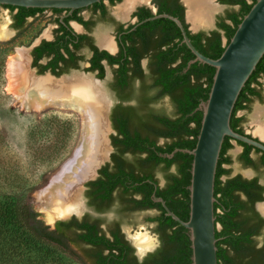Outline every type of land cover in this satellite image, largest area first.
<instances>
[{
  "label": "trees",
  "instance_id": "obj_1",
  "mask_svg": "<svg viewBox=\"0 0 264 264\" xmlns=\"http://www.w3.org/2000/svg\"><path fill=\"white\" fill-rule=\"evenodd\" d=\"M111 1L115 3L121 0ZM250 1L251 3L248 0H220L224 5L238 6V10H228L226 16H220L217 29L210 33L204 31L192 33L189 30L185 19L186 9L181 0H154V3L158 9L157 14H169L182 21L188 37L200 53L206 57L218 59L226 48L223 39L226 38L227 43H230L239 24L257 2V0ZM94 6L104 10L102 3ZM7 8L12 11L15 9L27 12L42 11L13 6H7ZM55 11L62 12V10ZM139 15L140 22L155 16L147 8L140 9ZM77 19L83 22L81 18L77 17ZM20 22L23 23L22 20ZM131 36H137V39H131V45L126 44L127 55L132 56V60L121 61L106 55L113 63L119 65L117 76L120 79L118 86L115 87L121 104L114 108L112 115L114 128L117 131L116 135L111 136L116 150L112 155V172L124 176L129 174L127 180L130 184L124 182L126 192L133 190L144 193V201L136 202L138 209L158 206L162 209V205L153 203L154 188L150 185V181L155 177V171L162 168L166 173L168 186L164 191L156 192V195L163 198L169 209L178 217L188 221L190 191L185 187L191 184L193 157L185 153H176L173 159H168L162 155L171 154L176 149L193 150L196 147L203 119V113L197 109L209 98L215 69L195 63L185 72L189 62L195 56L186 45L182 44L183 37L180 29L168 19H158L140 25ZM0 50V57L8 52L5 44L0 45ZM144 58H149V75H145L141 68L140 62ZM129 63L134 66L132 76L128 74L131 70ZM0 64L4 66V58ZM260 76H264V57L236 103L231 126L238 133H243L239 129L243 119L238 117V112L248 109L254 98H263L256 87L260 85L258 82ZM135 79L140 80L138 88L134 86ZM125 91L128 93L125 94ZM168 96L171 97L179 116L176 119L152 107L153 104ZM132 101L136 103L134 106L122 105L123 102ZM161 138L171 140L172 143L159 146L158 141ZM232 141L228 137L225 139L215 181L216 225L220 223L223 227L220 231L216 229L218 264H264V250L255 249L251 233L241 230L242 227L244 228V222H237L244 208L237 196V192L242 187L240 178L222 181L224 176L230 174V170L224 166L233 162L226 156V153L233 148ZM239 144L252 149L246 144ZM125 154H130L132 158L126 160ZM243 158L251 164L246 154ZM174 164H179V176L169 173ZM100 172L109 173V165L104 166ZM135 173L143 177L140 178ZM120 177L107 176L109 180L111 179L110 181ZM116 186L117 184L104 185L101 188L102 198L111 199ZM178 195H182V198H178ZM221 208L222 214L218 213ZM68 225L69 223L59 222L55 229L51 230L40 219V214L31 204L15 196L0 195V264H86L67 244L65 227ZM161 230L164 247L150 254L142 264H192L191 241L189 234L185 233L188 230L167 217L165 212L161 220ZM84 239L95 246L103 245L109 250L110 255L102 258V264L117 263L122 259L127 261L126 257L131 252V249L127 248L128 254L125 256V248L121 246L117 235L114 241L92 233L89 236L84 235ZM230 249L233 254L229 252ZM128 264L138 263L132 259Z\"/></svg>",
  "mask_w": 264,
  "mask_h": 264
},
{
  "label": "flooded vegetation",
  "instance_id": "obj_2",
  "mask_svg": "<svg viewBox=\"0 0 264 264\" xmlns=\"http://www.w3.org/2000/svg\"><path fill=\"white\" fill-rule=\"evenodd\" d=\"M124 1L125 0H121L120 2L113 3L111 0H105L101 2L104 7V10H102L101 8H95L94 6L95 4H94L88 8L75 10L72 14H70L69 10H62V12H56L55 10H60V9H39L42 11L27 12V11H20V9H15L12 11L11 9L7 8V6H0V10L1 9H5V11L8 10V15L10 17L8 18V25L6 23V26H4L8 34L5 38H2L1 37L2 29H1L0 39L7 40L5 42L3 41L4 42L3 44H5L6 48H8V50L10 51L13 50L17 51V54L18 51H25L27 53V49H31L30 67L38 75H44L47 72H50L51 74L59 77L67 73L82 70L85 72L93 73L97 78L102 80L106 78L108 72H111L112 79L109 88L117 98V103L113 107L114 110V108L117 105L121 104L118 92L116 91V87H115L118 86L120 81L119 77L117 76L119 65L113 63V61L110 58H108L106 55H109L112 58H115L116 60L119 59L121 61H123L124 59L132 60V56L127 55L128 50L126 44L131 45V39H137V36H131V34L132 32L137 30L138 27L135 30L133 29L136 27L138 23H140L139 21L140 9L142 8L150 9L153 14L158 12L154 0H148L147 3H142L133 7L129 11L126 17L119 16L117 13L118 7L116 8V6L122 4ZM248 1L251 3L250 0ZM227 7L238 10V6L235 7L227 6ZM17 8H23V7H17ZM110 8L113 9L112 13H110L109 11ZM24 9H28V8H24ZM29 9H33V8H29ZM85 11H88L90 13L89 19L83 16V13ZM224 16H226V14ZM77 17L81 18L83 22H80L77 19ZM40 19L48 20L49 21L48 24L53 25V27H51L46 32H44V28H45L44 26L38 29V31L35 32L28 40L29 42L28 47H23L22 45H19V47H15L17 41L20 38L27 35V32L32 27V23L39 21ZM21 20L23 21L22 24L20 22ZM99 23H104V24L107 23L113 25L112 33L104 32V31H99L98 33H95L94 28ZM104 39H107L108 43L106 44L103 43L102 41H105ZM145 61H146V65H144ZM140 64L143 73L145 75H149L150 73V71L148 70L149 58L142 59ZM128 66L131 69L129 70L128 74L132 76L133 73L132 68H134V66L131 63H129ZM28 71L30 77L35 78L29 70V64H28ZM263 78L264 76H260V78L258 79L260 85L256 86L261 93H262L261 86H263L261 83V79ZM95 83L98 84L97 82ZM133 83L136 88L140 86V80L135 79L133 80ZM98 85L101 86L100 84ZM128 91H125L124 93L126 94L128 93ZM104 94L108 99L105 91ZM19 95L23 96L21 92L19 93ZM166 98H169L172 103L170 96ZM254 100H262V99L254 98ZM135 104H136L135 101L122 103V105L124 106L127 105L134 106ZM155 104H153L152 107L158 110L155 107ZM172 106L174 109V113L172 116H169L164 112L163 113L172 119H176L179 116L177 115V111L173 103ZM249 109L250 107L248 109L239 112H245ZM239 112H238V117L243 119L239 126V129L243 132L242 134L251 138H255L256 140H260L264 143V139H262V137L259 134L256 133L259 136H255L248 133L245 130L244 128L245 117L240 116ZM258 112L260 114L262 113L260 110H258ZM112 115H113V111H112ZM112 115H111V120H112ZM256 122H259V119ZM259 124L262 123L259 122ZM112 125L114 128L113 121H112ZM262 125L264 126V124ZM114 130L116 133L112 134L111 136L117 134L115 128ZM233 142L234 141H232L231 143L233 144ZM166 143H172V141L164 138H161L158 141L159 146H164ZM239 143L242 142L237 143L241 149V153L238 156V162L244 169L245 168L252 169L253 172H249L248 174H243L242 172L238 174H233L229 168V166H231L232 164L225 165L224 167L230 170V174L228 176H224L222 178V181L227 182L229 179H233L237 177L240 178V184L242 185V187L239 190V192H237V196H239L238 200L242 203L244 208L242 209L241 214L238 216L237 222L238 223L244 222L245 224L244 228L242 227L241 230L243 229L245 233H251V240L255 244V249L257 251H262L264 250V211H263L264 183L261 180L260 171L264 169V152L252 146H250L252 147V149H247L245 146ZM230 150L226 153V156L232 159L231 155L229 154ZM115 152L116 150L114 147L113 153ZM245 154L248 158H250L251 164L246 160H244L243 156ZM124 157L126 160L132 158L130 154H125ZM108 165L110 168L109 173L100 172V170L104 167L103 166L99 170V174L96 177V179L91 180L85 184L86 189L84 195H85L87 210L83 214V216L78 217L76 215H73L69 220L58 221L56 222V224L59 222L69 223V225L65 227L66 236L68 237L67 244L70 246L71 250L75 252L78 258L83 259V261L86 264H102L103 263L101 262L102 258H106L110 255L109 250L105 249L103 245L95 246L91 243H88L84 239V235L89 236L90 233L98 237L104 236L110 241H114L115 236L117 235V237L121 241V246L125 248V256L128 254L127 248L131 249V252L126 257L127 261L122 259L120 262L117 263L113 262L109 264H123V262L124 264H128L129 262L132 261V259H134L138 264H142L150 254L155 253L164 247L163 234L161 230V220L163 219V214L164 212L166 213V210L163 208V206L162 209L159 206L151 207L147 209H141V210L138 209L137 208L138 205L136 204V202L144 201L145 198L144 193L138 191L135 192L133 190H128L126 192L124 182H126L128 185L130 184V181L127 180V176L129 174H125L124 176L112 172V168H113L112 157H111V162L108 163ZM178 165L179 164H174L170 168L169 173L174 176H179ZM109 175H115L119 177L122 176L120 177L121 181L118 178H113L114 181H110L111 179L109 180L107 178V176ZM135 175L139 176L140 178L143 177L141 174L138 173H135ZM115 184H117V186L114 188L112 192L111 195L112 198L103 199L102 198L103 192L101 191V188L104 185L112 186ZM150 185L154 188V192L152 194V201L153 203H155L153 200V195L154 194L156 195V192L158 191H164L165 188L168 186V181L165 178L164 184H162L155 176L154 179L150 181ZM185 188L186 190H188V187ZM178 198L181 199L182 195H178ZM117 201L120 204L121 207L120 212L122 215L128 216V215L139 214L141 216H145L147 223H150L152 225L154 233H157L155 247L152 250H148L147 254L142 258L138 254L139 250L134 244V239L133 238L129 239V235L123 230L120 222L115 220L112 222L110 221L109 223V220L107 219L109 217L106 218L108 209H110ZM81 202L83 203L82 198H81ZM83 207L84 208L82 212L85 209L84 203H83ZM218 213L222 214L223 209L222 208L219 209ZM56 224L53 227L49 226L50 229L54 230ZM216 226H217L216 229H218L219 231L223 229L220 223H218ZM185 233L186 235H188L187 231ZM227 248L229 249V247ZM229 252L233 254V251L231 249L229 250Z\"/></svg>",
  "mask_w": 264,
  "mask_h": 264
},
{
  "label": "water",
  "instance_id": "obj_3",
  "mask_svg": "<svg viewBox=\"0 0 264 264\" xmlns=\"http://www.w3.org/2000/svg\"><path fill=\"white\" fill-rule=\"evenodd\" d=\"M103 1L105 0H0V6L23 7L28 9L69 10L70 14H72L75 10L88 8ZM214 2L217 6V9H222L223 6L227 7L226 5L222 4L220 0H214ZM181 3L186 9V23L191 25L189 26V30L192 33L201 32V29H203V31L206 33H210L217 29V21H215L214 15L209 26L194 28L188 21V8L184 0H181ZM158 19H168L175 23L182 33V44L186 45L191 53L195 56V58L189 62L188 68L185 70V72L192 64L201 63L214 68L215 75L208 100L206 102H202L197 109L203 113V119L196 147L193 150L176 149L171 154L162 155V157L168 159H173L176 153H185L193 157L191 168V184L188 187V190L190 191L189 220L183 221L174 212H172L168 208L163 198L157 197L154 194L153 200L155 203L161 204L163 206V208L166 210V216L172 218L175 222L188 230L192 249V264H218V239L216 238L217 226L215 216V203L217 202V199L215 197V181L225 139L228 137L231 138L235 143L242 142L264 152V143L262 141L240 134L236 132L231 126L232 115L239 96L246 86L248 80L257 69L258 64L264 57V0H257V2L253 5L249 13L239 24L229 44L227 43L226 38L223 39L224 46L226 48L221 57L218 59H212L200 53L188 37L187 31L182 21L175 16L155 13V16L138 23L133 30H135L140 25ZM30 50L31 49H27L30 60L29 70L35 78L49 77L54 81H60L62 79H70L74 75L89 77L93 79V81L100 84L105 91L102 80L90 72L78 71L73 73L72 76L61 75L59 77L51 74L50 72H47L44 75L36 74L35 71L30 67ZM105 93L108 97L106 91ZM109 101L110 103L107 114L110 126V134L108 137L110 149L109 155L107 159L97 168L94 177L85 180L82 184L83 189L81 198L85 206L84 211L81 214H71L67 218L57 219L58 221H67L73 215L78 217L83 216L87 210L84 196L86 189L85 184L91 180H95L99 174V170L111 162V157L114 152L111 135L115 134L116 132L113 128L111 120L114 106L110 99ZM19 102L20 107L26 111L36 112L51 107L76 110L71 106L48 104L47 102H43V105L40 106L41 108L37 109L34 108V106H29L27 103L23 104V102L20 100ZM57 220L53 222H47L46 225H51V227H53L56 222H58ZM147 252H145L143 255L139 253L138 254L142 258L147 254Z\"/></svg>",
  "mask_w": 264,
  "mask_h": 264
},
{
  "label": "rangeland",
  "instance_id": "obj_4",
  "mask_svg": "<svg viewBox=\"0 0 264 264\" xmlns=\"http://www.w3.org/2000/svg\"><path fill=\"white\" fill-rule=\"evenodd\" d=\"M120 5H117L116 8H119ZM112 10L110 8V13H112ZM228 10L232 9L224 6L222 9L218 8L213 14L215 21L220 16H224ZM83 16L89 19L90 13L86 11ZM8 18H10L8 10L1 9L0 31L6 26V23L8 25ZM48 22L45 19L33 22L27 35L20 38L15 47H19V45L28 47V40L38 29L44 26V32H46L53 27ZM99 31L112 33L113 25L99 23L94 28V32L98 33ZM3 41L7 40L0 39V45L4 43ZM6 49L8 52L2 54V58L0 57V61L4 58V66L0 64V195L15 196L31 204L40 214V219L47 224V222H50L49 217L39 194L50 185L78 150L83 133V116L76 110L58 107L36 112L23 110L19 105V99L10 90L8 78V62L17 54V51ZM144 65H146V61ZM76 72L78 71L65 75L72 76ZM79 72H82V70ZM111 79V72H108L106 78L102 79V84L109 99L113 102V106H115L117 98L109 88ZM261 83L263 85L261 86L262 100H254L250 104L249 110L239 112L240 116L245 117V130L255 136H259L256 134L259 122L264 124V78L261 79ZM109 99H107L108 103H110ZM155 107L158 111L169 116L174 113L169 98H164L155 104ZM258 110L262 113L259 115V122H256L258 119L255 114ZM233 145V149L229 152L233 159L232 165L229 166L232 173L242 172L248 174L253 172L252 169H244L240 165L238 162V156L241 153L240 146L235 142H233ZM260 173L261 180L264 183V169ZM155 176L160 183L164 184L166 173L162 168L155 171ZM120 208L117 201L108 209L106 218L109 217L107 218L109 223L110 221H119L123 230L129 235V239H132L135 235L148 234L156 241L157 233H154L152 225L147 223L145 216L139 214L122 215Z\"/></svg>",
  "mask_w": 264,
  "mask_h": 264
},
{
  "label": "bare ground",
  "instance_id": "obj_5",
  "mask_svg": "<svg viewBox=\"0 0 264 264\" xmlns=\"http://www.w3.org/2000/svg\"><path fill=\"white\" fill-rule=\"evenodd\" d=\"M148 0H125L117 9L119 16L126 17L136 5ZM188 8V21L194 28L209 26L217 10L214 0H184ZM8 32L4 27L1 37ZM103 43H108L104 39ZM25 51H18L8 62L10 90L23 104L40 109L43 102L71 106L83 116L81 144L74 157L64 165L50 185L39 194L45 206L49 221L64 219L70 214H81L82 184L94 177L97 168L107 159L110 149L108 137L110 126L107 118L109 104L101 86L91 78L78 75L67 80L54 81L49 77L31 78L28 71L29 56ZM22 93L23 96L19 95ZM257 111L255 116L258 118ZM264 139V126L258 124L256 131ZM263 208V207H262ZM264 211V208H263ZM134 244L143 255L155 247L156 241L148 234L133 237Z\"/></svg>",
  "mask_w": 264,
  "mask_h": 264
}]
</instances>
